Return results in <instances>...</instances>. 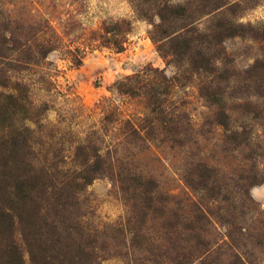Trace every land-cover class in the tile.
Returning a JSON list of instances; mask_svg holds the SVG:
<instances>
[{"label":"rangeland","instance_id":"obj_1","mask_svg":"<svg viewBox=\"0 0 264 264\" xmlns=\"http://www.w3.org/2000/svg\"><path fill=\"white\" fill-rule=\"evenodd\" d=\"M121 19L130 31L119 51L106 28ZM0 30L36 60L8 70L26 84L31 110L0 129L1 138L30 128L28 148L0 152V222L13 224L3 237L22 264H59L62 252L70 259V237L81 235L98 238L97 264H180L193 255V264H240L236 255L264 264V0H0ZM135 74L125 83L137 94L117 90ZM211 83L213 103L201 90ZM13 86L0 91L19 93ZM87 139L110 152L115 171L154 182L151 208L107 172L63 207L58 189L80 168L76 148ZM201 165L214 169L209 191L186 182ZM200 208L211 222H189ZM134 226L146 239L140 249ZM205 242L209 254L200 253Z\"/></svg>","mask_w":264,"mask_h":264},{"label":"trees","instance_id":"obj_2","mask_svg":"<svg viewBox=\"0 0 264 264\" xmlns=\"http://www.w3.org/2000/svg\"><path fill=\"white\" fill-rule=\"evenodd\" d=\"M161 19H165V17L162 14H159ZM120 25H125L126 28L123 30L121 29ZM238 27H244L243 25H238ZM130 31V23L125 20L121 19L117 21L114 25L108 26L106 28V33H108V38L114 42L116 45V48L119 51H122L124 48L125 39ZM10 32H7V30H0V62L3 63V65H0V87L7 88L10 87V85H14L13 87L18 91L19 93H10V92H4L0 91V129L3 131L6 129V127H11V115L14 113H21L22 117H20V121L23 119L25 120L27 118V113L29 110H31V107H29L28 102V89L26 84H22L21 82H15L13 83L11 81V76L8 74V72L11 69L21 71L24 70V68L28 67L29 64L33 63L35 58L32 56L30 51V47L22 48L24 44L18 45L19 39L14 36V34H9ZM120 38V39H119ZM18 45V46H17ZM159 52H163V45L158 47ZM49 50H43V48L40 50V57L43 58V56H46ZM17 53V54H16ZM176 53V52H175ZM14 54L17 56L14 57ZM205 56V55H204ZM204 56H202L204 58ZM207 62V66H212L210 70H214V66L211 63V60L209 57L204 58ZM5 63V64H4ZM256 68V67H255ZM10 69V70H9ZM204 69V68H203ZM9 70V71H8ZM135 76H138L137 74L132 76H126L124 79L119 80L116 82V88L118 91L128 94H137L138 93V87L135 85H129L125 83L127 80H131L132 78H135ZM212 83L210 86L201 87V90L205 91L203 92V97H205L207 100H209L211 103L219 99V94L217 90H213ZM163 110H161L162 112ZM217 116L222 117H228L225 110L220 109L219 112L216 113ZM217 123L224 128H228L229 123L225 120H217ZM30 128L25 126L23 127V130L21 132H12L10 137H4L2 136L0 138V148H2L1 153L6 151H11L13 149L7 150L6 146L8 144H13L15 146L14 148L19 149H25L29 147V136L28 133L30 132ZM134 133L139 135V130L135 129ZM173 133L175 135H179L181 132L179 130V126H175ZM77 159L79 158L78 166L80 168L78 170H71L67 171L70 172L68 175H64V179L62 182V185L58 189V196L60 197L63 207L66 205H71V199L77 198L76 194L77 192H80L83 190L86 185L93 182L97 177L104 173H109V176L114 180L115 183H117L121 190L126 192H132L133 194H136V197L141 199V208L147 210V208H151L154 205V202L156 200L155 198V191L152 189H147L148 184H153L154 182L152 180H147L144 177H139L138 179L133 178L129 175H125L124 172H118L114 170L115 165L112 163L110 152L107 151L105 154H101L102 147L98 145L96 142L92 141L91 139H87L86 143L80 144L77 146ZM9 158V156H7ZM5 165H8V162H6ZM198 172H195L191 170V172L186 176V182L189 184L193 189L195 190H203V191H209L210 185H211V174L214 169L211 167L203 166L201 165ZM44 174L49 175L48 172L44 171ZM43 174V176H44ZM50 176V175H49ZM257 184L256 181L252 182L251 185ZM212 187V186H211ZM135 196V195H134ZM63 197V199L61 198ZM70 199V200H69ZM201 216H193L189 222H211L210 215L206 210L200 208ZM143 216H145V213H141L139 217L135 218V222H143ZM127 222H132V219L129 218ZM11 222H7L6 225L3 224V222H0V264H22L21 257L14 255L13 252L17 249L16 246H9V241L7 240V237L4 238L3 234L4 231L2 228L6 229L5 234H7L9 231H11L12 227ZM139 225H141L139 223ZM123 227L119 229L123 232ZM196 228V227H195ZM75 233L80 234V232L77 231V228H73ZM230 235V234H229ZM231 236V235H230ZM69 237V236H68ZM74 237V236H73ZM71 244H73L74 249L71 251L74 253V256H72L70 259L67 257V252H62L59 255L61 258L58 260L59 264H89L91 261H95L94 263L97 264V259H95L96 255V248L98 243V238L88 235L86 238H83L82 235L79 237V239L75 237L74 239L70 237ZM131 244L136 246L137 248H142L143 245L146 242V239H144V234L141 232V228L134 226L133 227V234L130 238ZM60 243V241H58ZM11 247V249H10ZM101 249H103V242L99 245ZM91 248V251H88V249ZM210 252V243L205 242L204 248L200 251L201 254ZM67 257V258H66ZM237 259L241 262L240 264H249L247 260L242 259V256L236 255ZM58 258V256L55 257V259ZM92 259V260H91ZM195 260L194 255L193 256H183L180 257V264H193ZM202 260V259H201ZM206 262L203 260L202 264H205ZM48 264V263H47Z\"/></svg>","mask_w":264,"mask_h":264}]
</instances>
